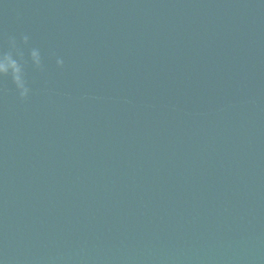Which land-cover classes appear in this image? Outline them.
Here are the masks:
<instances>
[{
	"label": "water",
	"instance_id": "1",
	"mask_svg": "<svg viewBox=\"0 0 264 264\" xmlns=\"http://www.w3.org/2000/svg\"><path fill=\"white\" fill-rule=\"evenodd\" d=\"M13 39L0 264H264V0H0Z\"/></svg>",
	"mask_w": 264,
	"mask_h": 264
},
{
	"label": "clouds",
	"instance_id": "2",
	"mask_svg": "<svg viewBox=\"0 0 264 264\" xmlns=\"http://www.w3.org/2000/svg\"><path fill=\"white\" fill-rule=\"evenodd\" d=\"M28 36L23 37V41L26 44L28 41ZM11 50L7 52H0V74H8L11 73L14 79L17 88L20 90V96L22 98L27 97L29 89L25 86L22 77V66L17 60V56L23 58V51L17 46L15 39L11 40ZM30 57L32 62L36 66H40L41 64V55L40 51L36 48L31 49ZM57 65L62 66L64 61L62 58H57Z\"/></svg>",
	"mask_w": 264,
	"mask_h": 264
}]
</instances>
